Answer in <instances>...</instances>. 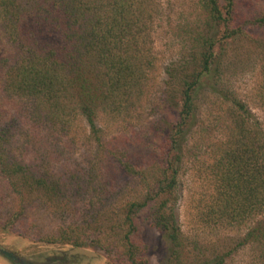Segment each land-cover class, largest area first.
<instances>
[{"label":"trees","instance_id":"trees-1","mask_svg":"<svg viewBox=\"0 0 264 264\" xmlns=\"http://www.w3.org/2000/svg\"><path fill=\"white\" fill-rule=\"evenodd\" d=\"M150 1L0 0V180L11 196L0 226L43 214L38 241L146 264V223L168 244L164 264H225L246 248L248 264H264V122L231 83L240 55L252 56L264 110V9L236 23L237 0H191L197 17L155 97ZM151 96L154 119L132 127ZM77 145L82 163L59 161ZM185 163L203 182L195 217L213 241L178 223Z\"/></svg>","mask_w":264,"mask_h":264},{"label":"rangeland","instance_id":"rangeland-1","mask_svg":"<svg viewBox=\"0 0 264 264\" xmlns=\"http://www.w3.org/2000/svg\"><path fill=\"white\" fill-rule=\"evenodd\" d=\"M150 2L153 3V5L152 3L150 4L152 9H155L151 13L152 23L151 29H149L151 35L150 39L152 41V52L150 57H152L155 63L152 81L156 86L153 93L155 97H158L161 81L163 79V66L169 61H172L183 46L178 32L184 23L196 19L197 12L191 0H152ZM237 2L235 9L236 23L242 22L247 17H255L261 9H264V0H237ZM245 30L249 31L252 36L257 34L260 28L254 29L253 25L246 24ZM242 50L241 48L240 51ZM239 59H241L244 64L243 67L241 64L240 69H245V71L241 72V74L237 73L232 78L231 83L239 94V97L246 103L250 113H253L258 119L264 122V110L258 106L256 98V83L260 79L258 62L253 60L254 58L250 55L245 56L241 54ZM152 96L143 103L140 109V116L137 121L131 123L132 127L137 126L141 120H143L145 124L154 119L153 111L156 110L157 104L155 102L156 99ZM98 121L106 128L102 116L99 117ZM103 130L106 131L107 134H110L120 132L121 129L113 128ZM45 136L46 135H43L37 144H43V141L46 139ZM46 140H49V138ZM84 149L83 146L77 145L71 154L64 153L59 161L69 158L65 160L67 164H73L78 160L82 163ZM32 154L31 152L30 155ZM181 168L178 175L179 198L177 202V219L180 228L183 233L190 237L197 235L199 242L206 243L208 241H213L215 239L213 236L214 233H211V230L206 228H201L195 217L194 206L198 205V199L201 197V191L204 189L203 182L196 174L195 167L190 163H185ZM10 197L5 183L0 180V206H2L0 209H3L6 203L11 204ZM1 221L0 223L4 224V221ZM30 221L26 218L21 219L18 222L10 224L11 227L8 226L7 228L10 227L8 230L2 229L0 226V247L20 254H27L37 249H49V247L72 248L78 253L80 252L83 254L81 256V263L91 260V264H123L120 262H112L106 254L88 245L77 248L68 245L49 244L38 241L32 230L46 225L47 221L43 214H40L39 219H30ZM139 232L140 237L148 249L146 264H164L168 248L166 241L159 236L157 231L150 228L146 223L142 224ZM220 234L222 233H219V235ZM250 255V251L247 248L241 249L231 255L225 264H248ZM0 264H9V262L0 256Z\"/></svg>","mask_w":264,"mask_h":264},{"label":"flooded vegetation","instance_id":"flooded-vegetation-1","mask_svg":"<svg viewBox=\"0 0 264 264\" xmlns=\"http://www.w3.org/2000/svg\"><path fill=\"white\" fill-rule=\"evenodd\" d=\"M4 249L3 247H0ZM7 250V249H5ZM16 260L8 259L0 254V256L9 262V264H91V260L85 263L82 262V253H78L72 248H50L32 250L27 254H20L10 250Z\"/></svg>","mask_w":264,"mask_h":264},{"label":"water","instance_id":"water-1","mask_svg":"<svg viewBox=\"0 0 264 264\" xmlns=\"http://www.w3.org/2000/svg\"><path fill=\"white\" fill-rule=\"evenodd\" d=\"M0 254L11 260H16V257L9 251L0 248Z\"/></svg>","mask_w":264,"mask_h":264}]
</instances>
